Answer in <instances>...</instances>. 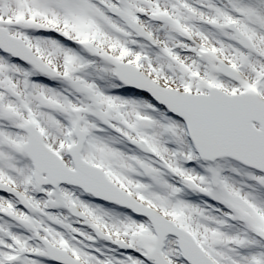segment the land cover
<instances>
[{"label": "snow or ice", "instance_id": "obj_1", "mask_svg": "<svg viewBox=\"0 0 264 264\" xmlns=\"http://www.w3.org/2000/svg\"><path fill=\"white\" fill-rule=\"evenodd\" d=\"M0 264H264V0H0Z\"/></svg>", "mask_w": 264, "mask_h": 264}]
</instances>
